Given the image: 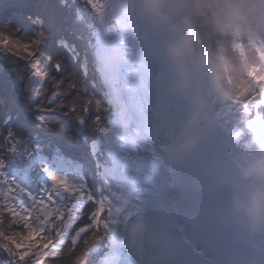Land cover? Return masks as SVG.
Listing matches in <instances>:
<instances>
[{"label": "snow or ice", "instance_id": "6c2138e0", "mask_svg": "<svg viewBox=\"0 0 264 264\" xmlns=\"http://www.w3.org/2000/svg\"><path fill=\"white\" fill-rule=\"evenodd\" d=\"M90 10L102 14V0H0V264H108L112 253L106 217L126 200L102 135ZM72 62L73 78L53 74L51 96L33 99L34 78ZM237 103L238 124L264 128V91Z\"/></svg>", "mask_w": 264, "mask_h": 264}, {"label": "bare ground", "instance_id": "6f19581e", "mask_svg": "<svg viewBox=\"0 0 264 264\" xmlns=\"http://www.w3.org/2000/svg\"><path fill=\"white\" fill-rule=\"evenodd\" d=\"M132 0H113L99 14L98 39L103 75L111 97L114 99L115 119L109 140L115 160V174L121 181L125 200L116 201L119 212L111 214L113 253L108 264H171L169 259L155 253L152 244L154 196L161 190L157 182V168L169 160L167 136L156 122L153 108V88L148 82L150 69L160 53L154 45L151 28L144 16L134 13ZM185 0H173L170 24L176 35L190 27L187 21ZM110 17L118 21L120 29L109 35L102 28ZM101 26V27H100ZM213 116L221 122L224 130L222 142L230 156L241 168L264 156V143L256 128L248 129L235 121L232 109L238 105L230 98L212 101ZM256 188L264 182L251 181ZM137 213H143L148 231L142 244V252L130 246L131 230Z\"/></svg>", "mask_w": 264, "mask_h": 264}, {"label": "clouds", "instance_id": "9594fccd", "mask_svg": "<svg viewBox=\"0 0 264 264\" xmlns=\"http://www.w3.org/2000/svg\"><path fill=\"white\" fill-rule=\"evenodd\" d=\"M194 14L208 21L221 36L239 38L252 32L264 33V0H187ZM135 10L161 28L172 18L173 0H135ZM169 64L177 79V92L194 100V110L188 123L179 132L167 137V153L171 162H182L196 148L199 138L196 129L206 114L209 101L229 99L232 86L228 81L236 71L222 48H204L198 33L191 27L163 45ZM245 181L264 182V156L241 167ZM232 209L242 218L244 229L256 235L264 232V187L257 188L246 197L236 194ZM148 231L143 213H137L131 230L130 248L142 252ZM156 237L152 236L153 243Z\"/></svg>", "mask_w": 264, "mask_h": 264}, {"label": "trees", "instance_id": "16d2710c", "mask_svg": "<svg viewBox=\"0 0 264 264\" xmlns=\"http://www.w3.org/2000/svg\"><path fill=\"white\" fill-rule=\"evenodd\" d=\"M41 2H51V0H41ZM192 10V9H191ZM90 17L95 28V43L91 47V66L93 73L96 78V84L99 90V96L103 106V111L106 117L105 122L102 123L101 127L104 128L103 139L107 135L110 129L109 120L112 115L110 105L107 102V90L103 84V77L98 69L99 59L97 54V38H98V26L95 22L97 18V13L90 10ZM193 14V26L197 31L199 38L203 44L204 48H212L213 50L222 48L224 54L233 63L236 71L230 77L228 83L232 86V94L230 99L236 102L245 98L246 95L257 88L260 90L264 86V33L253 34L249 32L247 34L241 35L238 39L233 37H225L216 33L211 24L205 19L197 17L194 12ZM57 24L64 29H70L72 27L70 19H66L63 16L62 10L56 11ZM49 52H54V46L50 45L48 48ZM47 71V70H46ZM77 68L74 62L69 65V70L65 71L63 74L55 73L54 70L48 72V79L42 76H37L33 80V99H41L44 97L39 95V93H45L51 96V89L49 87L50 78L53 74L57 75L61 79L68 80L73 78L77 73ZM80 84L84 81L80 80ZM54 99L57 102L64 101L65 95L62 92L57 91L55 93ZM47 102V101H45ZM85 149L80 147L76 150L78 155H83ZM21 182H25L24 177H19ZM108 219V217H106ZM109 235V232L105 233Z\"/></svg>", "mask_w": 264, "mask_h": 264}, {"label": "rangeland", "instance_id": "374dc122", "mask_svg": "<svg viewBox=\"0 0 264 264\" xmlns=\"http://www.w3.org/2000/svg\"><path fill=\"white\" fill-rule=\"evenodd\" d=\"M113 0H102V9H104L105 8V6L107 5V4H109V3H111ZM189 7H190V10H191V6L189 5ZM191 13H192V10H191ZM192 20H193V14H192ZM95 22H96V24H97V26H98V38H97V44L99 43L98 42V39H99V37H100V34H101V32L102 31H100V29H99V25L101 24L100 23V21H99V14H97V18L95 19ZM192 25H193V22H192ZM193 28H194V26H193ZM194 30H195V28H194ZM196 31V30H195ZM197 32V31H196ZM200 41H201V39H200ZM99 45V44H98ZM201 45L203 46V44H202V42H201ZM99 49H100V47L98 46V48H97V54H98V59H99V66H98V69H99V71L101 72V74H102V77H103V84H106V78L104 77V75H103V63H102V61L100 60V54H99ZM106 88V87H105ZM106 90H107V102H108V104L110 105V108H111V112H112V115H111V117H110V120H109V127H110V129L108 130V132H107V135L104 137V140H105V142L107 143V145H108V147L110 148V145H109V140H110V138H111V136H112V132H113V120L115 119V105H114V103L115 102H113V98L111 97V95H110V92H109V89H107L106 88ZM261 91H264V87L261 89ZM234 103H236L237 105H238V103L236 102V101H234V100H232ZM238 107H239V105H238ZM256 131H257V133H258V135H259V139L264 143V128H259V129H256ZM110 150H111V148H110ZM110 159H112L113 160V173H114V176H115V179H116V181H117V183H118V185H119V187H121V181H120V179L118 178V177H116V174H115V172H114V170H115V160H114V155H113V153L111 152V155H110ZM24 182V181H23ZM114 212V211H113ZM112 212V213H113ZM111 213V214H112ZM111 214L108 216V232H109V235H108V240L109 241H111V245H112V253H113V239H112V232H111ZM112 253H111V255H112ZM110 255V256H111Z\"/></svg>", "mask_w": 264, "mask_h": 264}, {"label": "water", "instance_id": "95a60500", "mask_svg": "<svg viewBox=\"0 0 264 264\" xmlns=\"http://www.w3.org/2000/svg\"><path fill=\"white\" fill-rule=\"evenodd\" d=\"M185 1H186L185 2V7H186V9L188 11L187 12V21H188L189 26L191 28H193V25H192V13H191V10H190V7H189V4H188L187 0H185ZM131 7H132V10H133L134 13H137L138 15H140L135 10V0L131 1ZM145 18H146L147 25H149L150 28H151L150 29L151 30V35H152V38L154 39V41L160 42V43H162L164 45L166 42H169V41L175 39V37L177 36L176 33L174 32V30L171 27L170 21H169V23L166 26L158 28V27L153 26L151 24V22L148 20L147 17H145ZM102 28L105 29L109 35H115V34H117L119 32L120 26H119L118 21H116L115 19H112L110 17H107L104 20L103 24H102Z\"/></svg>", "mask_w": 264, "mask_h": 264}]
</instances>
